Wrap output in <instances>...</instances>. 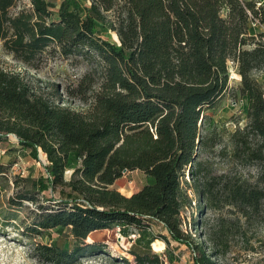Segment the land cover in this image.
Segmentation results:
<instances>
[{"label":"trees","instance_id":"obj_1","mask_svg":"<svg viewBox=\"0 0 264 264\" xmlns=\"http://www.w3.org/2000/svg\"><path fill=\"white\" fill-rule=\"evenodd\" d=\"M30 1V10L12 14L18 0H0V43L7 54L33 70L49 48L98 65L68 90L83 102L92 99L86 111L55 104L20 74L0 68V141L15 136L18 153L30 152L36 161L44 153L47 178L37 185L54 192L63 187V199L24 234L57 229L82 244L77 251L37 244L35 256L75 264L102 252L103 245L88 242L91 233L119 228L126 235L133 228L139 238L128 252L136 264H165L151 247L158 238L149 230L157 225L168 233L159 237L167 246L186 245L195 264H216L184 227L188 196L182 184L189 171L198 177L199 195L211 196L213 181L201 180L193 166L204 113L228 90L230 62L249 96L247 128L264 140V92L252 77L264 68V33L251 26H259L260 8L243 0H64L59 7ZM97 18L119 44L103 39ZM248 150L252 160L264 162L262 150ZM6 171L0 163V175ZM135 171L147 177L140 191L125 196L114 188L125 172ZM223 187V203L244 217L264 204V188L241 181ZM25 200L33 199L17 195L10 206L22 207Z\"/></svg>","mask_w":264,"mask_h":264},{"label":"rangeland","instance_id":"obj_2","mask_svg":"<svg viewBox=\"0 0 264 264\" xmlns=\"http://www.w3.org/2000/svg\"><path fill=\"white\" fill-rule=\"evenodd\" d=\"M46 1L59 7L64 0ZM243 1L254 2L260 8L255 21L259 26H251L256 33L263 34L264 0ZM31 7L30 0H18L11 13L17 14ZM97 21L103 39L119 44L118 37L107 22L100 18ZM251 47L253 44L248 46ZM49 51L50 48L35 62L39 69L33 70L7 54L0 43V68L20 74L35 91L43 93L55 104L77 111L88 110L92 99L83 102L78 97L70 96L68 90L75 88L90 69L98 68L97 63L81 55L64 57ZM229 74L228 90L214 108L204 113L200 124L203 143L193 166L194 171L200 169L201 180L213 181L211 196L206 199L199 195L195 183L198 177L190 175L188 171L182 184L183 193L188 196L182 217L185 229L195 235V241L216 264H264V204L258 212L244 217L237 208L225 205L221 196L226 182L241 181L264 188V162L252 160L248 150L260 149L264 154V140L247 128L250 123L249 96L241 92L242 80L234 62L229 63ZM252 75L264 92V68L254 71ZM20 149L13 135L0 141V163L7 168L0 175V264H51L35 256L37 244H57L72 251L81 249L82 244L68 231L60 235L57 229L42 232V236L24 234L25 227H35L40 219L39 214L52 209L63 199L59 192L63 187H58L56 192L50 185L40 189L37 181L47 178V157L40 152L39 161H36L30 152L24 156L18 153ZM76 163L68 169V180L79 165ZM144 184L141 172L135 171L130 175L125 172L114 188L125 196H131ZM64 189L69 191L68 188ZM21 194L33 200L23 201L22 207L10 206V199ZM41 207L44 210H40ZM149 231L158 238L151 247L165 264H195L193 252L186 245L171 241L167 246L159 238L169 237L164 229L154 225ZM138 238L139 232L133 228L126 235H122L119 228L93 232L89 236V243L103 245L102 252L79 257L75 264H136L135 257L128 251L135 246Z\"/></svg>","mask_w":264,"mask_h":264},{"label":"crops","instance_id":"obj_3","mask_svg":"<svg viewBox=\"0 0 264 264\" xmlns=\"http://www.w3.org/2000/svg\"><path fill=\"white\" fill-rule=\"evenodd\" d=\"M76 164H79L78 162L76 163ZM79 165H77L76 166V168L78 167ZM136 172H140V171H136ZM69 173V170L67 171V174ZM131 173H133V172H128V175H130ZM142 173V172H141ZM142 175H143V180L145 181V184H146V182H147V177H146V175L144 174V173H142ZM144 184V185H145ZM140 191V190H139Z\"/></svg>","mask_w":264,"mask_h":264},{"label":"water","instance_id":"obj_4","mask_svg":"<svg viewBox=\"0 0 264 264\" xmlns=\"http://www.w3.org/2000/svg\"><path fill=\"white\" fill-rule=\"evenodd\" d=\"M199 143V142H198ZM88 242H91L90 240H88Z\"/></svg>","mask_w":264,"mask_h":264},{"label":"built area","instance_id":"obj_5","mask_svg":"<svg viewBox=\"0 0 264 264\" xmlns=\"http://www.w3.org/2000/svg\"><path fill=\"white\" fill-rule=\"evenodd\" d=\"M120 232V231H119Z\"/></svg>","mask_w":264,"mask_h":264}]
</instances>
